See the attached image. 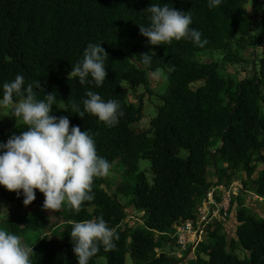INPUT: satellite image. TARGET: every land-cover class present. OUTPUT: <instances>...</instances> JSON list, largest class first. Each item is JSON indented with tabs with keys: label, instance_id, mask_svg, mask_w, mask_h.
<instances>
[{
	"label": "trees",
	"instance_id": "trees-1",
	"mask_svg": "<svg viewBox=\"0 0 264 264\" xmlns=\"http://www.w3.org/2000/svg\"><path fill=\"white\" fill-rule=\"evenodd\" d=\"M247 1L249 12L244 8ZM151 4H167L191 14L189 27L201 32V39L207 40L204 47L182 38L167 45L134 43L124 52V40L143 36L139 25L150 26L151 14L146 9ZM208 5L209 0H0V99L4 83L14 81L17 75L24 77L25 87L40 82L41 88L33 87L37 100L54 93L50 115L65 116L70 127L88 131L98 156L112 167H123L115 193L129 196L127 205L140 212L139 218L127 220L124 204L104 189L103 178H95L94 199L85 201L79 213L66 205L54 212L63 219L54 238L43 232L49 216L26 210L22 191L19 196L3 192L12 208L0 225L9 234L25 237L23 240L37 233L38 238L27 243L33 247L31 264H78L70 221L101 217L119 240L114 239V250L105 251L100 245L88 264H123L126 254L131 264H264V216L237 197L234 211L203 225L192 257L189 249L176 259L162 250L175 244L170 236L174 224L195 220L196 207L210 185L209 165L217 182L223 179L227 184L233 174L241 173L240 189L264 199V58L252 68L250 77L236 80L220 73L216 62L192 58L197 51L219 49L227 61L240 59L238 49L260 43L251 33L254 16H258L264 41V0H221L219 6ZM89 43L101 44L108 53L107 76L99 87L94 81L81 85L78 77L68 78L72 67L82 62ZM232 46L235 53L230 51ZM142 53L152 56L150 66L142 65ZM157 68L165 70L166 89L147 128L136 130L141 101L128 100L121 81L130 88L145 84L146 72ZM198 80L202 82L191 85ZM89 90L105 102H119L124 115L115 126L88 113L83 118L72 113L73 102L83 111ZM19 99L13 96L14 101ZM59 102L62 110L57 108ZM26 130L22 122L11 125L0 131V143ZM3 151L0 149V154ZM139 159L149 162L150 182L143 170H138ZM35 194L30 205L44 196L38 189ZM226 213L236 221L232 236L224 229ZM235 250L243 251V256L238 257ZM98 256L105 262H95Z\"/></svg>",
	"mask_w": 264,
	"mask_h": 264
},
{
	"label": "clouds",
	"instance_id": "clouds-1",
	"mask_svg": "<svg viewBox=\"0 0 264 264\" xmlns=\"http://www.w3.org/2000/svg\"><path fill=\"white\" fill-rule=\"evenodd\" d=\"M220 4L221 0H209L208 6L212 8ZM146 10L151 14L150 26L139 25V30L151 45H167L182 38L201 48L207 43L201 39L200 31L190 29L191 14L169 8L167 4H151ZM140 55L142 65L150 66L152 56L149 53ZM107 58L108 53L101 44L89 43L84 49L82 62L72 67L68 78L78 77L81 85L94 81L96 86H101L107 76ZM152 75L158 76L159 73L153 72ZM24 85L22 75L3 85L0 108H11L13 116L20 119L27 130L20 135H12L6 143H0V149L4 150L0 154V185L17 196L22 191L25 206L36 199L35 191L38 189L44 195L43 209L56 212L66 205L79 213L85 201L94 199V179L108 176L111 165L98 156L95 141L88 131H81L79 126L70 127L65 116L50 115L56 100L54 93H48L44 100H37L33 87L41 88L40 82L29 83L27 87ZM14 95L21 99L14 102ZM86 96L83 111L73 102L72 113L81 118L86 113L91 114L110 127L124 115L118 101L105 102L91 90L86 92ZM70 223L73 252L78 264H88L90 258L98 253L100 245L105 251L115 249L113 241H118L119 235L107 226L102 217ZM31 254L33 247L22 243L21 237L0 229V264H31Z\"/></svg>",
	"mask_w": 264,
	"mask_h": 264
},
{
	"label": "rangeland",
	"instance_id": "rangeland-1",
	"mask_svg": "<svg viewBox=\"0 0 264 264\" xmlns=\"http://www.w3.org/2000/svg\"><path fill=\"white\" fill-rule=\"evenodd\" d=\"M244 8L246 11H250V1H247L244 4ZM258 11L261 10V7L257 8ZM251 33L255 34L259 38V45H246L244 49H238L236 54L240 55V59L233 60V61H227L224 59L223 50L219 49H204L197 51L193 54L192 58L197 62H203V61H214L218 65V70L220 73H222L225 77L231 78L232 80H236L238 78L243 77H250L252 74V68H257V64L260 58H264V41H263V31L260 26L258 16L252 17V28ZM148 41L147 37L144 36H136L134 38H127L124 40L122 44V50L126 53L129 52V48L134 43H146ZM231 52L235 53V47L230 48ZM156 72L159 73L158 76H153L152 73ZM202 80L195 81L191 83L192 86L197 85L198 83H201ZM121 86L124 87L127 90V99L130 101H133L134 103L138 102L139 99L141 101V116L138 119L137 122L134 123V127L136 130L145 129L148 126L149 119L155 115L156 106L159 105L160 99L159 96L165 91L167 82L165 77V70L161 68H157L156 70L152 72H146V83L145 84H136L133 86V88H130V86L125 81H121ZM2 100V99H0ZM20 100V99H19ZM14 101V102H18ZM262 109L264 110V103H262ZM58 110H62L63 106L62 103L59 102L57 104ZM22 121L16 117L13 116L11 108H0V131H7L9 130L11 125L21 123ZM180 156L183 155V150H180L178 153ZM112 165V164H110ZM138 170H143L144 175L146 176V180L150 182V173L148 170L149 162L147 159H139L138 160ZM122 168H119L117 164H114V166L110 167L109 175L106 177H103V184L104 189L110 193L111 195H115V198L125 206L126 215H128L127 220L139 218L140 213L137 210L132 209L129 205H127V200L129 198L120 194L115 193L116 186L121 180L122 175ZM208 173H212V167L208 166ZM230 182L225 184L224 180L222 179L221 182H216L212 185H209L208 190H212L215 188H218L216 192L220 193V190L222 192H230L233 195L230 196L229 202L226 204V209L229 206L230 201L232 204L230 205L231 208H228L229 210H226L230 213V211H234L237 207V204L234 201V198L237 197L239 200L243 202L250 210L258 213L261 216H264V199H261L259 197H255L254 194L251 191H243L241 190V179L243 178V175L241 173H235L232 175ZM211 180L213 179L211 176L209 177ZM3 192H8L4 186L0 185V224L2 222V218L11 210L12 204L7 201L3 196ZM221 200V199H220ZM227 200V198H226ZM233 200V201H232ZM237 200V199H235ZM44 196L40 197L36 200V202L33 205H27L26 210L28 211H42L43 213H46L49 216V222L47 223V226L44 227L43 232L44 234H47L51 237L55 238V231L59 227V225L63 222L62 217L56 215L54 212H50L48 210L43 209ZM127 207V208H126ZM131 208V209H128ZM227 214V213H226ZM228 216V215H227ZM226 217V216H225ZM139 219H137L138 221ZM226 221V220H225ZM125 223V220L122 221L121 226ZM231 228V227H230ZM0 229L5 230L6 227H2L0 225ZM30 233V232H29ZM37 233L32 232L30 235H26L27 239L23 240L24 238L21 237L22 243L27 244L28 241H35L38 237L36 235ZM229 236H232V232H228ZM162 250L167 253L168 255L172 256L173 258H179L183 256L184 254L189 253L185 250H178L176 248V245H170L168 247L162 248ZM235 253L238 257L243 256V251L241 250H235ZM192 257V253H189V257ZM95 262L97 263H104L105 259L103 256H98L95 259ZM123 264H131L130 258L126 254L124 256V263Z\"/></svg>",
	"mask_w": 264,
	"mask_h": 264
},
{
	"label": "built area",
	"instance_id": "built-area-1",
	"mask_svg": "<svg viewBox=\"0 0 264 264\" xmlns=\"http://www.w3.org/2000/svg\"><path fill=\"white\" fill-rule=\"evenodd\" d=\"M216 190L218 188L215 186L214 189L205 192L204 197L196 207L194 221L183 220L173 225V232L170 236L174 238L178 250L189 249L192 251L193 246L201 238L203 225L213 218L219 217L220 214H225L227 210L226 204L233 194H230L229 191L222 192L221 190L218 193ZM215 194H217V200L214 198Z\"/></svg>",
	"mask_w": 264,
	"mask_h": 264
},
{
	"label": "crops",
	"instance_id": "crops-1",
	"mask_svg": "<svg viewBox=\"0 0 264 264\" xmlns=\"http://www.w3.org/2000/svg\"><path fill=\"white\" fill-rule=\"evenodd\" d=\"M212 177L213 179L211 180V178L209 177ZM207 179L209 180L210 182V185L214 184L217 182V179H216V175L213 173V170H212V173L211 174H207ZM217 196V194H215L214 198ZM255 196V195H254ZM256 197V196H255ZM257 198V197H256ZM140 213V212H139ZM226 220V221H225ZM225 220L223 221V225H224V229L226 231V233L228 234L229 230L230 232H232L233 234V231H234V228H235V225H236V221L234 220L232 214L228 215L226 214V217H225ZM231 227V228H230ZM192 253V251L190 252V254Z\"/></svg>",
	"mask_w": 264,
	"mask_h": 264
}]
</instances>
